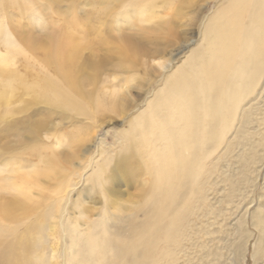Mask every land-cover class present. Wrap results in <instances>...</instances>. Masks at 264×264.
<instances>
[{"label":"bare ground","instance_id":"obj_1","mask_svg":"<svg viewBox=\"0 0 264 264\" xmlns=\"http://www.w3.org/2000/svg\"><path fill=\"white\" fill-rule=\"evenodd\" d=\"M62 1L0 0V125L12 119L9 129L12 136L18 139V148L14 152H0V264H57L58 257L54 250H50L48 257L37 252V248L46 242V236H40V232L56 228V224L65 235L70 236L69 247L76 249L75 254L81 264H131L127 256L132 255L142 243L147 249L146 260H151L150 264H160L162 259L171 260L174 255L170 251H154L158 248L159 231L165 229V240L170 242L172 236L168 233H173L177 224H181L177 237H182L185 217L179 216L178 212L175 218L169 219L165 214L166 208L162 209V220H169V223L165 227L154 224L142 232L139 230L140 234L137 233L131 243L122 241L126 245L115 244V237L111 235L105 217L91 223L86 234L79 232L80 224L77 221L63 222L61 215L62 212L65 214V206L62 202L67 199V190L72 186L75 172L70 173L58 155L69 142L59 131L62 124L53 120V114H56L53 109L64 111L65 114L58 115L70 120L76 117L92 120L97 109L126 115V96L129 87L132 88L129 84L135 80L127 83L125 92H120L117 86L111 88L107 84L117 78L110 67L119 69L122 65L121 68H124L129 63L137 67L140 61H136L149 53L139 42L132 40L131 34L128 37L127 32L122 34L121 30H116L122 23L114 26L115 31L120 33L115 36L112 25L108 23L111 18L108 13L116 8L114 2H126V17L129 9L131 17L141 15L138 28L144 35L154 34L170 40L177 37L171 28L176 21L170 11L186 12L195 4V0H166L167 3L165 0H94V19L99 24L98 28L91 29L96 38L94 41L78 36L80 31L84 30V35L85 28H89L78 19V12L74 10L79 0H71L73 11L68 12L57 26L52 24L54 6ZM160 1L169 7V21L158 12L159 7L163 6H158ZM199 4L195 5L197 14L203 9ZM232 4L231 10H222L226 17V20L223 18L225 26L220 25L222 29L219 33L216 30V35L212 32L215 37L209 38L210 42L215 39L212 47L209 45L208 62L195 65L198 70L193 67V71L185 73L178 84L177 76L170 79L164 97L155 107H151L153 112L144 119V129L150 138H143L151 147L152 161L159 166L156 173L158 183L173 178L177 180L184 170L190 179L189 186L195 183L191 177L196 180L200 178L207 168L206 157H209L208 149L204 153L199 151L200 147L208 143L211 135L216 143L227 134L241 105L239 91L243 86V71L254 63L255 54L260 57L264 53V0H234ZM99 5L102 7L99 8ZM12 13L19 17L14 19ZM21 19L36 29H26L21 25ZM134 29L131 28L130 33ZM34 30L40 34L32 37ZM183 40L186 41V38ZM170 62V59L159 62V68L164 69ZM16 104L21 107L15 108ZM37 113L39 119L30 117ZM177 123L180 124L179 132ZM155 124L159 126L158 136L155 132L157 127L153 126ZM196 130L200 131L198 137L191 135ZM24 132L29 137L21 139ZM151 133L160 140L157 146ZM80 138L77 132L75 142ZM25 139L29 142L20 146ZM45 140L48 143L45 144ZM140 152L141 149H132L128 158L136 161L141 157ZM17 154L20 158L28 154L38 160H35L36 163L17 162ZM79 157H84V154L74 158ZM75 166L80 168L82 163ZM94 175L98 180V171ZM121 175H127L125 160L118 161L115 166L114 188L118 187L120 180L118 182L117 178ZM42 179L53 181V185L54 181L57 182L52 192L48 191L47 186L48 190L43 188ZM51 184L48 186H53ZM177 184L179 187L183 185ZM34 191L38 195L41 191V197L34 195ZM169 194L171 204L176 205L177 193L170 189ZM41 202L45 213H40ZM49 216L59 217V221L49 227ZM32 217H36V220L23 225L25 230L22 232L20 226Z\"/></svg>","mask_w":264,"mask_h":264},{"label":"rangeland","instance_id":"obj_2","mask_svg":"<svg viewBox=\"0 0 264 264\" xmlns=\"http://www.w3.org/2000/svg\"><path fill=\"white\" fill-rule=\"evenodd\" d=\"M93 1L79 0L74 9L78 12V19L89 27L85 28L84 35V30L79 32V38L83 36L91 41L96 40L91 29L99 26L94 19L96 10ZM197 3L203 6L199 14L195 11ZM232 3L234 0H195V4L186 12L170 11L173 13L171 15L168 12L169 7L160 1L158 6H165L164 8L160 6L165 9L164 11L159 7L160 15L164 16L165 20L171 15L176 21L171 28L177 37L168 40L165 37L158 38L154 34L144 35L139 30L141 28H138L141 15L131 17L129 9L126 17L124 14L126 2H114L115 10L108 13L111 16L108 21L112 25L111 29L115 31L114 26L122 23L116 30H121L122 34L127 32L128 37L131 34L132 40L139 42L149 54L136 61L137 63L140 61L137 67H132L131 63L124 68L120 65L119 69L115 66L110 67L117 78L116 81L107 84L111 88L117 86L120 92H125L127 83L135 80L129 84L132 88L129 87L126 96V115L97 109L92 120L80 117L70 120L58 115L65 114L64 111L53 109L56 113L53 114L55 115L53 120H56L57 124H62L59 131L69 142L67 147L61 146L63 149L58 155L68 171L75 172L72 186L67 190V199L62 202L65 206V214L62 212L61 215L64 217V223L77 221L80 224L79 232L86 234L91 223L105 217L110 233L115 237V244L126 245L122 241L131 243L136 239L137 233L140 234L139 230L142 232L149 225L158 224L165 227L169 220H162V209L166 208V217L173 219L178 212L179 216L185 217L186 223H183L181 238L177 237V230L181 224H177V229L173 233H168L172 236L170 242L165 240V229L159 231L160 236L156 243L158 248L154 252L166 250L174 255L171 260L162 259L160 264H264V53L260 57L255 54L254 63H250L243 71L241 79L243 86H240L243 92L239 91L240 109H237L236 117L227 134L222 136L217 144L211 135L206 146L200 147L199 151L204 153L208 149L209 157H206L207 168L200 178L196 180L195 177H191L195 182L193 186H189L190 179L188 180L186 170L183 171L182 177H177V180L173 178L171 181L158 183L156 173L159 166L152 161L151 147L143 138L148 137L144 119L153 112L151 107H155L164 97L165 89L172 78L177 76L178 84L185 73L193 71L195 65L208 62V51L215 39L210 42L214 36L212 32L215 33L217 30L219 33L220 28L225 26L226 17L224 18L222 10H231V6L234 5ZM100 7L102 5H99ZM54 8L55 12L52 15L54 26H57L56 24L67 16L68 12L73 11L71 0H63ZM12 16L14 19L19 17L15 14ZM20 22L26 29L29 27L36 29L25 19H21ZM131 28L137 31L134 29L130 33ZM117 32L114 33L116 37L120 34ZM36 33L34 30L31 36L35 37ZM210 33L213 35L210 36ZM182 38H186V41ZM169 59L171 62L167 63L164 69H160L158 63L167 62ZM194 68L198 70V66ZM18 107L21 105L16 104L15 108ZM34 116L30 117L36 119L39 114ZM166 118L169 120V116ZM11 121L12 119L6 120L0 125L1 153L14 152L18 148V139L12 136L9 129ZM153 126L157 127L155 132L158 136L159 126L156 124ZM179 131L180 124L177 123V132ZM77 132L81 138L75 142ZM198 132L200 131L190 134L198 137ZM22 136L21 139L28 138L29 134L24 132ZM151 137L155 138L157 146L160 140L153 133ZM26 142L29 141L23 140L20 146ZM44 142L48 143L46 140ZM132 149L142 150L141 157L136 161L128 158ZM80 154H84V157L74 158ZM16 156L17 162L36 163L38 160L28 154L21 158L18 154ZM121 160H125L127 175L119 176L118 187L114 188L113 173L117 162ZM80 163H82L80 168L75 166ZM95 171L99 173L98 180L94 175ZM42 181L43 188L47 186L49 192L57 185L56 181L54 185L53 181L47 179ZM49 183L53 186H48ZM177 183L183 185L179 187ZM170 189L177 193V204L174 206L171 204ZM192 192L194 193L191 194ZM41 194V191L39 195L34 191L37 197H41ZM40 204L42 205L40 213H45L44 204L42 202ZM52 218L49 216V227L59 221V217ZM34 220L36 217L30 218L26 224L23 222L20 230L23 232L25 230L23 225L31 224ZM41 235L46 236V242L37 248L39 254L48 257L50 250H54L58 257L57 264H81L75 254L76 249L69 247L70 236L65 235L57 224L56 228H47L40 232ZM146 250L143 243L138 245L134 253L127 256V261L131 264H150L151 260H146Z\"/></svg>","mask_w":264,"mask_h":264}]
</instances>
